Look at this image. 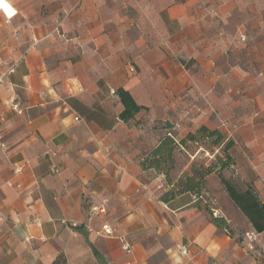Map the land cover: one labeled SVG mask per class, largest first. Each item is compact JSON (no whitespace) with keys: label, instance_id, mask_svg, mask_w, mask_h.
Segmentation results:
<instances>
[{"label":"crops","instance_id":"0c3cea01","mask_svg":"<svg viewBox=\"0 0 264 264\" xmlns=\"http://www.w3.org/2000/svg\"><path fill=\"white\" fill-rule=\"evenodd\" d=\"M7 1L0 264H259L194 194L163 200L174 184L141 158L170 131L219 129L264 204V0ZM119 89L141 107L131 119ZM221 188L228 224L254 230L218 174L203 195Z\"/></svg>","mask_w":264,"mask_h":264},{"label":"trees","instance_id":"16d2710c","mask_svg":"<svg viewBox=\"0 0 264 264\" xmlns=\"http://www.w3.org/2000/svg\"><path fill=\"white\" fill-rule=\"evenodd\" d=\"M118 94L124 105L121 117L124 120L133 118L141 107L127 90L119 89ZM167 127L172 130L171 125H167ZM201 140H204L203 144L208 143L211 147L222 149L224 156L221 157L218 155L217 158L209 164L202 163L197 165L193 163L191 171L188 174L174 180L171 172L175 167L176 154L187 149L188 142L198 144ZM232 147L233 141L227 139L221 130L211 129L206 125H202L195 132H190L181 139L170 131V133H167L160 139L155 147L142 156L141 163L145 169H154L159 173L165 174L168 184H174L171 189L167 190L162 195L163 200L170 201L177 195L183 193L194 194L200 202H204L205 210L210 214L211 219L216 225L220 228L229 230L225 217H213L211 208L203 195L208 177L212 174H218L229 198L248 218L254 230L257 233H261L264 231V204L259 195L252 187L238 189L230 179L225 178L222 174L225 169L232 167L234 164L231 155ZM51 264H68V261L64 253H59Z\"/></svg>","mask_w":264,"mask_h":264},{"label":"rangeland","instance_id":"374dc122","mask_svg":"<svg viewBox=\"0 0 264 264\" xmlns=\"http://www.w3.org/2000/svg\"><path fill=\"white\" fill-rule=\"evenodd\" d=\"M5 4V5H4ZM11 4V3H10ZM7 5V7H3ZM9 6V2L7 0H3L0 1V11L6 10ZM10 8L12 10H14V6L11 4ZM179 139H181L182 137H178ZM204 143V140H201L200 143H193V142H188V147L185 150H182L181 152L176 154V162H175V167L172 170V177L174 180H177L179 177L185 176L186 174H188L189 172H185L182 175H180L178 177V173H180V171L184 168V166L189 164L190 167V171H191V167L193 163H196L197 165H200L202 163L205 164H209L211 163L213 160H215L217 158L218 155H220L221 157L224 156L223 150L218 148V147H211L209 146V144ZM225 170H229V173L227 174H223L226 178L230 179L233 184L238 188V189H243L244 188V183L241 181L240 178H238V176L235 174V172L233 171L234 169L232 167L225 169ZM224 170V171H225ZM206 189V187H205ZM204 191V190H203ZM207 191V190H206ZM223 190L222 188L219 189V191H207L204 194V199L206 200V202L208 203V205L211 208V212L213 213V217H215V213H217L218 216H223L224 212H225V207H226V200L223 198ZM230 206L232 207V209L237 212V208L235 206H233V204H230ZM224 217V216H223ZM226 217L228 219H231L230 216H228V214L226 215ZM226 218V219H227ZM228 225V233L230 235H234L236 236L237 239H244L245 237V232L249 227H246L244 224H242L240 221L238 223V225H235L233 222L229 223L227 222ZM251 230V228H249ZM259 239V244H258V248H261V238ZM248 252H250L249 250H247ZM251 253V252H250ZM252 256L258 260L259 264H264V261L260 259V257L257 256V254L255 253H251Z\"/></svg>","mask_w":264,"mask_h":264},{"label":"built area","instance_id":"2783aa9c","mask_svg":"<svg viewBox=\"0 0 264 264\" xmlns=\"http://www.w3.org/2000/svg\"><path fill=\"white\" fill-rule=\"evenodd\" d=\"M245 39H246L245 37H242V40H245ZM13 71H14V67H11L8 72L11 73ZM8 72H1L0 73V91H1V88H2V86L4 84V81H5V78H6V75L8 74ZM76 119H79V118L76 117ZM1 146L4 149L6 148L5 143H2ZM23 169H24V165L16 163L14 165L13 172H14V174H20L23 171ZM98 210L101 211V212L105 211L104 208L95 207L93 209V212H97ZM214 214H215V216H218L217 213L214 212ZM113 232H114V230H113V228L111 226H109L108 224H104L103 225L102 234H104V235H112ZM258 238H259V234L255 230L247 231L245 233L247 249L249 251H252L253 253L257 254V256L260 257V259L264 261V247L258 248V244H259V239ZM124 248H125V250L127 252L131 251L129 246H125ZM182 252L184 254H187L188 253V249L186 247H183L182 248Z\"/></svg>","mask_w":264,"mask_h":264}]
</instances>
